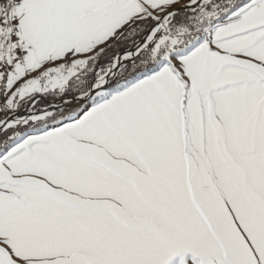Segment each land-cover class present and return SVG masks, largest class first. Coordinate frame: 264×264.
Masks as SVG:
<instances>
[{
	"label": "snow or ice",
	"instance_id": "1",
	"mask_svg": "<svg viewBox=\"0 0 264 264\" xmlns=\"http://www.w3.org/2000/svg\"><path fill=\"white\" fill-rule=\"evenodd\" d=\"M0 264H264V0H0Z\"/></svg>",
	"mask_w": 264,
	"mask_h": 264
}]
</instances>
